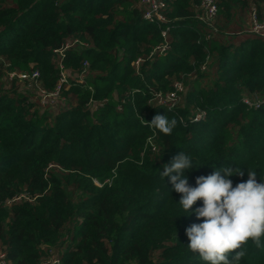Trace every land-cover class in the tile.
Segmentation results:
<instances>
[{
    "label": "trees",
    "instance_id": "1",
    "mask_svg": "<svg viewBox=\"0 0 264 264\" xmlns=\"http://www.w3.org/2000/svg\"><path fill=\"white\" fill-rule=\"evenodd\" d=\"M202 1L165 0L159 25L143 0H0V246L14 264L51 250L60 264H205L185 232L201 203L185 212L160 172L182 151L190 186L225 166L244 172L233 186L248 170L264 181V103L244 101L264 100L251 28L264 0H214L210 22ZM36 70L59 101L17 75ZM176 81L180 100L159 102ZM158 113L177 121L170 135L145 122ZM239 264H264V248Z\"/></svg>",
    "mask_w": 264,
    "mask_h": 264
},
{
    "label": "clouds",
    "instance_id": "2",
    "mask_svg": "<svg viewBox=\"0 0 264 264\" xmlns=\"http://www.w3.org/2000/svg\"><path fill=\"white\" fill-rule=\"evenodd\" d=\"M145 122L164 135H170L177 124L159 113ZM194 167L190 156L181 151L160 172L180 194L185 212L201 203L194 211L202 222L185 229L188 250L205 264H239L249 243L264 248V181H257V172L248 170V179L233 186L230 177H243L244 172L225 166L197 177L195 186H190L185 172Z\"/></svg>",
    "mask_w": 264,
    "mask_h": 264
},
{
    "label": "built area",
    "instance_id": "3",
    "mask_svg": "<svg viewBox=\"0 0 264 264\" xmlns=\"http://www.w3.org/2000/svg\"><path fill=\"white\" fill-rule=\"evenodd\" d=\"M144 4L146 5V9L144 11V18L151 21L156 22L159 25H161L162 22H165L168 20L167 16L162 12V7L165 6L166 2L165 0H143ZM202 7L204 8L205 15L202 16V18L205 21H211L215 18L217 13V5L214 0H203L202 1ZM253 27L252 31H255L257 33H260L264 35V22H259L258 18L256 17V13H253ZM169 30V26L162 29V34L166 38L167 32ZM161 51L165 52L170 47V44L167 40H165L161 45L159 46ZM139 60L137 61V63ZM16 75V72H11L10 77H13ZM19 78L29 80V84L32 85V82H36V85L38 87V94L40 95L41 102L46 104H54V102L59 101L61 99L60 96V88L61 85L59 84L54 90H47L46 88L42 87L41 83L37 81L39 76V71H34L33 74L28 73H19L17 74ZM82 78V77H81ZM81 80V79H80ZM66 81V75L63 73L61 77V83ZM184 89L183 83L181 81L175 82V89L168 92L165 96H163L161 93L157 94L158 100L161 103H169L171 106H173L176 102L180 100V91ZM248 97V96H247ZM244 101L247 104H251V107H258L260 104L264 103V100L262 99H256L255 101L251 102V100L248 98L246 99L244 97ZM206 116L205 110H198L195 113L194 119L200 120ZM49 255L45 256L39 264H60L61 260L59 257L55 256L52 252H48ZM0 264H14L11 259L7 257V253L5 250H0Z\"/></svg>",
    "mask_w": 264,
    "mask_h": 264
},
{
    "label": "rangeland",
    "instance_id": "4",
    "mask_svg": "<svg viewBox=\"0 0 264 264\" xmlns=\"http://www.w3.org/2000/svg\"><path fill=\"white\" fill-rule=\"evenodd\" d=\"M251 27V26H250ZM253 27V26H252ZM25 86H26V88H33L32 87V85H30L29 83L28 84H25ZM245 98L246 99H250L251 100V102H253V101H255L256 99H261L260 98V96H259V94L258 93H252L251 95H249L248 97H247V95H245ZM247 104V103H246ZM249 107H251V104H247ZM0 250H4V246H0ZM52 252H54L53 250H52Z\"/></svg>",
    "mask_w": 264,
    "mask_h": 264
}]
</instances>
